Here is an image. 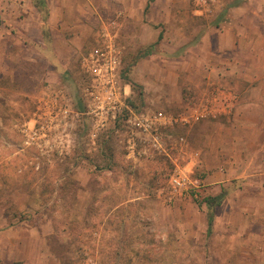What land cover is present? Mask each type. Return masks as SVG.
<instances>
[{
	"label": "rangeland",
	"instance_id": "rangeland-1",
	"mask_svg": "<svg viewBox=\"0 0 264 264\" xmlns=\"http://www.w3.org/2000/svg\"><path fill=\"white\" fill-rule=\"evenodd\" d=\"M226 2L154 0V39L161 38L153 45H137L130 27L111 31L121 56L116 77L136 114L178 117L195 103L178 101L185 90L176 83L184 71L179 47L217 23ZM12 3L10 13L19 14L0 15V26L16 40L23 38V1L0 0L9 10ZM20 59H5L13 77L0 73V264H264L262 242L255 247L245 235L235 249L231 225L208 232L207 209L199 204L214 186L202 157L191 156L201 148L199 125L190 133L180 123L164 128L160 152L128 113L100 129L93 143L83 63L81 72L76 66L52 79L42 75L50 65L37 52ZM181 134L187 145L177 140ZM177 166L188 175L182 196L170 183Z\"/></svg>",
	"mask_w": 264,
	"mask_h": 264
},
{
	"label": "crops",
	"instance_id": "crops-1",
	"mask_svg": "<svg viewBox=\"0 0 264 264\" xmlns=\"http://www.w3.org/2000/svg\"><path fill=\"white\" fill-rule=\"evenodd\" d=\"M22 1L24 18L17 24L23 38L14 40L12 31L0 26V73L7 69L10 77L16 72L12 66L7 67L5 59L29 60L35 52L43 57L44 64L48 61L50 65V69L42 73L44 78H64V74L72 73L76 66L81 72L84 60L104 46L106 30L118 28L123 33L130 27L137 33L133 36L137 45L141 42L153 45L154 16L159 14L154 0ZM226 1L220 8L217 23L208 24L191 43L179 47L183 52L184 71L176 83L182 93L185 88L182 98L177 99L179 103L186 104V99L195 98V103L180 115L190 116L195 108H200L204 114L210 109L220 111L216 117L207 115L179 125L189 133L190 128L199 125L201 148L193 151L198 153L195 158L202 157V169L208 172L207 183L214 186V191L205 197L222 196L213 210L211 231L209 206L205 202L200 205L207 209L208 232L211 233L217 223L231 225L232 230L237 231V249L241 246L237 241L245 235L253 238V246L261 242L264 246V0ZM1 5V17L7 11L6 16L19 14L10 13L13 3L10 10ZM169 8L168 5L167 10ZM160 36L154 40L158 41ZM119 87L122 88L120 84ZM157 113L171 116L165 111L144 114ZM175 125L163 126L160 133ZM181 136L186 138L181 134L177 140Z\"/></svg>",
	"mask_w": 264,
	"mask_h": 264
},
{
	"label": "built area",
	"instance_id": "built-area-1",
	"mask_svg": "<svg viewBox=\"0 0 264 264\" xmlns=\"http://www.w3.org/2000/svg\"><path fill=\"white\" fill-rule=\"evenodd\" d=\"M104 46L90 54L83 62V67L89 72L90 83L85 93L91 98L90 112L93 115L94 130L91 133V140L96 143L99 130L106 127L109 122H116L119 118L128 113L129 122L138 129L142 139L151 147L160 152L165 151L164 141L161 137V129L167 124L174 125L181 123L187 125L193 121L199 120L207 115L216 117L220 111L204 114L200 108L194 109L190 116L180 115L178 117L168 116L163 113H157L153 116L148 114H136L131 106L127 105L123 99L122 92L118 85L116 77L117 69L120 65V50L116 45L115 36L111 31H104ZM87 67V68H86ZM217 99L215 100V102ZM180 144H186L184 136L179 138ZM131 147L135 143L131 142ZM192 158L198 156V153L192 152ZM188 175L186 169L177 166L174 174L171 176L170 183L176 194L182 195L188 186Z\"/></svg>",
	"mask_w": 264,
	"mask_h": 264
},
{
	"label": "trees",
	"instance_id": "trees-1",
	"mask_svg": "<svg viewBox=\"0 0 264 264\" xmlns=\"http://www.w3.org/2000/svg\"><path fill=\"white\" fill-rule=\"evenodd\" d=\"M189 92V91H188ZM187 95V94H186ZM187 98V97H186ZM187 103L191 102V100H188L186 99ZM195 196H199V193H194ZM221 198L222 196L221 195H218V196H209V197H203L200 204L201 205L202 203H207L208 206H209V209H210V212H209V230L211 231L212 229V225H213V210H214V207L216 205H218L220 202H221Z\"/></svg>",
	"mask_w": 264,
	"mask_h": 264
}]
</instances>
